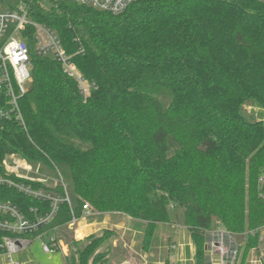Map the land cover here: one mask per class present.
I'll use <instances>...</instances> for the list:
<instances>
[{
    "label": "trees",
    "instance_id": "1",
    "mask_svg": "<svg viewBox=\"0 0 264 264\" xmlns=\"http://www.w3.org/2000/svg\"><path fill=\"white\" fill-rule=\"evenodd\" d=\"M39 1L30 3L33 20L56 32L95 87L83 97L58 63L32 55V81L20 102L25 129L6 122L0 130V175L3 159L14 154L58 172L73 198L58 203L39 232H0V240L64 231L87 205L143 222L147 253L175 205L183 209L194 264H208L214 221L246 236L244 247L232 246L233 264H243L264 226V123L245 110H264V3L138 0L112 15L67 0L48 8ZM9 178L65 197L60 183ZM0 202L27 220L51 211V201L14 187L0 186ZM111 237L107 230L82 242L70 237L71 264H106L107 252L94 253Z\"/></svg>",
    "mask_w": 264,
    "mask_h": 264
},
{
    "label": "built area",
    "instance_id": "2",
    "mask_svg": "<svg viewBox=\"0 0 264 264\" xmlns=\"http://www.w3.org/2000/svg\"><path fill=\"white\" fill-rule=\"evenodd\" d=\"M32 1L29 0V3L20 1L14 7H6L0 0V130L3 129L6 122H14L25 129L20 102L32 81V55L51 58L58 63L62 72L75 81L83 97L88 96L90 90L95 87V84L88 82L74 65L71 55H68L62 47L56 32L45 24L33 20L30 7ZM48 1L52 4L57 0ZM67 1L118 15L138 0ZM256 1L264 3V0ZM1 166L0 186L14 187L26 196L51 201V211L43 217L27 220L15 206L8 202H0V232L13 235H32L51 222L58 203L65 201L70 204L66 186L58 172H56L58 179L52 180L63 186L65 191L63 199L11 181L9 176L29 182L46 183L51 180L49 177L41 175L40 169L34 171V174L39 177H30L28 173L32 170L24 159L14 154L6 155ZM95 215L96 213L90 207L83 205L81 218L78 220L73 218L66 227L72 229L79 220H87ZM60 236V227H54L49 232L39 233L36 238L41 239V249L45 254L49 255L60 251L67 257L68 246L63 243ZM44 237H46V241H43ZM27 241L24 238L2 237L0 257H5V264H20L14 261L12 256L23 249L28 244ZM232 246L237 245L231 234L221 229L212 232L207 251L210 264H216L213 257L217 258V264H233L236 252L232 250Z\"/></svg>",
    "mask_w": 264,
    "mask_h": 264
},
{
    "label": "rangeland",
    "instance_id": "3",
    "mask_svg": "<svg viewBox=\"0 0 264 264\" xmlns=\"http://www.w3.org/2000/svg\"><path fill=\"white\" fill-rule=\"evenodd\" d=\"M3 4L7 7L8 3L5 0H2ZM41 6L48 8L51 3L48 0H41L40 1ZM245 110L247 114L252 115L255 119L257 120H261L264 121V112L262 110H258L256 109V107H254L252 104H250L249 106H245ZM28 165H30L31 167V172L28 173L30 177H39L36 176L34 174V171H36L37 169H40V174L45 175L47 177H49L50 180V185H54L55 182H53V180H57V173L53 172L52 170H50L49 168H47L46 166H44L43 164H38V163H28ZM53 179V180H52ZM67 192L69 195V198H73V191L71 188L70 184H67ZM169 216H170V221L171 223H166V224H160L157 225L153 234V243L155 244V246H159L161 243V240L163 239V236L169 234V239H170V243L169 244H175L176 246H178V244L180 243L181 239L183 241V239H187L189 238V232L187 227L184 224V216H183V209L180 208L179 206H175V205H170L169 206ZM96 213L95 216L87 219L88 222L92 221L93 219H97L100 214L97 211H94ZM215 222V221H214ZM173 223V224H172ZM213 226L216 227V223H213ZM77 227H73L72 229H65L64 231L60 232V237L61 240L63 241V243L67 246H69V239H71L70 237H73L74 240L80 241L82 242L85 238L91 236V235H99L101 234L104 230H100L97 233H93L90 234L86 237H79L81 236V234L78 236L77 233ZM175 231V233H177L176 235H173V232ZM126 237V236H125ZM124 237V239H125ZM80 238V239H77ZM28 244L21 250V252L19 254L13 255L12 257L20 262V264H71V259L70 256L73 254L72 249L68 248V256H64V254L60 251L55 252L53 254H45L42 249H41V239L39 238H30L27 239ZM46 237L43 238V241H46ZM120 242V241H119ZM132 242H134L135 244L138 245V249L135 253H129V250H127L128 252L126 253V250L122 248V250H125L124 253L119 254L118 249H116V252L113 253V251H111V246L112 243L108 242L104 245H102V247L100 249H98L94 254H98L99 252H108L109 254V261H107L106 264H118L120 263L122 257L124 256V258L126 259H131V261H133L134 264H142L144 262L140 261V258L138 257V255H141V251H140V246L139 245V240L138 238H132ZM118 244V243H117ZM172 246V245H171ZM158 249V248H157ZM168 246H164L161 248H159L157 251H154L153 254L155 255V258H157L158 252H161V258H167L170 262H173L175 264H193L190 261H185L183 263H181L180 261L177 262L175 261L176 256H175V247H170L169 253L167 255V250ZM184 249L186 250V248L184 247ZM183 249V250H184ZM113 250V249H112ZM131 252V251H130ZM186 252V251H185ZM137 253V254H136ZM100 254V253H99ZM160 258V257H159ZM215 258V262L217 264V259ZM5 259V257H0V264H3V260ZM185 259H188V257L186 256ZM150 260H152V258H150ZM150 264V263H147Z\"/></svg>",
    "mask_w": 264,
    "mask_h": 264
},
{
    "label": "crops",
    "instance_id": "4",
    "mask_svg": "<svg viewBox=\"0 0 264 264\" xmlns=\"http://www.w3.org/2000/svg\"><path fill=\"white\" fill-rule=\"evenodd\" d=\"M256 109L261 110L259 108H256ZM262 111L264 112V110ZM98 215H99L98 220L93 219L92 221H89V222L88 220H79L75 224V227H77V229L76 228L75 229L77 230L78 236L80 235L79 232L85 231L79 237H86L90 234L97 233L100 230H107V231L112 232V237L110 238V240L106 241L105 244L108 242L112 243L111 251H113V253L116 252V249H118L119 254L124 253L126 249L129 250V252L126 250V253L128 252V254L135 253L137 251L138 245L132 242V238L137 237L139 240V245H141L143 230H144L143 222L131 219L130 217H127L120 213H104V214H98ZM220 229L221 228L217 227V225L216 227L215 226L212 227V229L207 234L208 243L210 241L211 233L216 230H220ZM256 233H257L256 246L248 250L243 264H264V226L259 228L256 231ZM176 234L177 233H175L174 231L173 235H176ZM250 234H252L253 236L255 233L251 232ZM233 238L238 247L240 248L244 247L246 243L245 235H234ZM77 239H80V238H77ZM169 243H170L169 234H167L163 236V239L161 240V243L159 246L157 245L155 246L152 240V246L147 253L143 252L142 247L140 246V251L142 253L141 255H138V257L140 258V261L144 263H150V264H164L165 261H168L170 264H175L173 262H170L167 258H163V257L161 258V254H160L161 252H158L159 256L157 258H155V255L153 254V252L157 251L159 248L162 249V247L168 246V249L170 247H175V250H176L175 261L177 262L182 261L181 263L185 261H190L194 264V246L190 239V235H189V238L183 239V241L181 239L178 246H176L174 243L173 244H169ZM184 247L186 248V250L184 249ZM122 248L125 250H122ZM168 249L166 250L167 255L169 253ZM21 250H19L16 254H19ZM186 256L188 257V259H185ZM109 257L110 256L107 252L108 261H109ZM150 258H152V260H150ZM207 258H208V264H210L208 252H207ZM13 260L16 261L14 258ZM5 263H6V260L4 259L3 264ZM118 264H134V263L133 261H131V259L128 260L124 258L123 256L120 263Z\"/></svg>",
    "mask_w": 264,
    "mask_h": 264
},
{
    "label": "bare ground",
    "instance_id": "5",
    "mask_svg": "<svg viewBox=\"0 0 264 264\" xmlns=\"http://www.w3.org/2000/svg\"><path fill=\"white\" fill-rule=\"evenodd\" d=\"M85 231H81V232H79L80 234H82V233H84Z\"/></svg>",
    "mask_w": 264,
    "mask_h": 264
}]
</instances>
